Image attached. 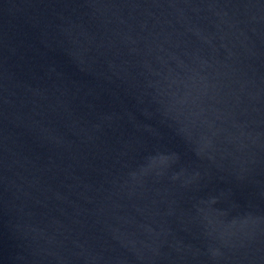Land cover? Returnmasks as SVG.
I'll return each mask as SVG.
<instances>
[{
	"label": "water",
	"instance_id": "1",
	"mask_svg": "<svg viewBox=\"0 0 264 264\" xmlns=\"http://www.w3.org/2000/svg\"><path fill=\"white\" fill-rule=\"evenodd\" d=\"M0 264H264V0H0Z\"/></svg>",
	"mask_w": 264,
	"mask_h": 264
}]
</instances>
